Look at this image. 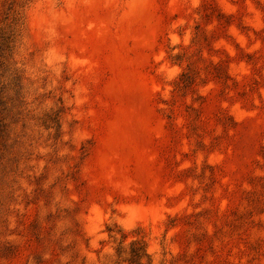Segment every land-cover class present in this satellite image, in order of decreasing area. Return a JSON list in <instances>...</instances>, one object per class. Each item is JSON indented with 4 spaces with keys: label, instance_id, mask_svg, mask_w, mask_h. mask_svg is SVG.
Here are the masks:
<instances>
[{
    "label": "rangeland",
    "instance_id": "374dc122",
    "mask_svg": "<svg viewBox=\"0 0 264 264\" xmlns=\"http://www.w3.org/2000/svg\"><path fill=\"white\" fill-rule=\"evenodd\" d=\"M0 264H264V0H0Z\"/></svg>",
    "mask_w": 264,
    "mask_h": 264
}]
</instances>
